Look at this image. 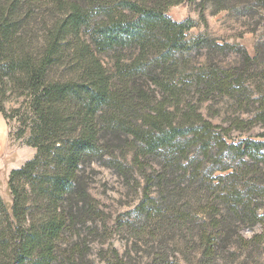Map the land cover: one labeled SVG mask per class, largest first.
<instances>
[{"label":"trees","instance_id":"trees-1","mask_svg":"<svg viewBox=\"0 0 264 264\" xmlns=\"http://www.w3.org/2000/svg\"><path fill=\"white\" fill-rule=\"evenodd\" d=\"M185 1L195 0L0 1V113L9 118L6 102L24 98V112L14 109L25 125L17 134L22 137L29 128V143L37 149L10 172L12 202L0 195V264L58 262L67 235L74 236L91 218L86 168L110 164L124 170L125 148L135 150L139 168L146 170L143 158L163 155L165 168L197 162L195 175L210 160H219L222 171L229 169L212 152L214 141L242 158L261 154L264 141L221 143L217 126L200 111L203 102L218 95L242 94L243 83L235 68L211 59L233 46L204 35L189 39L192 19L168 15L169 7ZM208 2L219 9L232 6L228 0H202ZM256 3L264 7V0ZM36 9L57 15L41 36L32 26L33 19L42 23ZM204 50L208 63L185 72L186 55ZM107 56L111 66L103 60ZM195 149L202 158L193 157ZM226 176H218L221 201L242 220L264 225V215L246 217L238 211L251 205L236 186L221 187ZM149 190L139 208L162 222L166 215ZM215 214L198 231L200 264H222L237 256L235 247L245 250L264 241V230L250 238L234 231L227 209L217 208ZM106 264L127 263L117 252Z\"/></svg>","mask_w":264,"mask_h":264},{"label":"rangeland","instance_id":"rangeland-1","mask_svg":"<svg viewBox=\"0 0 264 264\" xmlns=\"http://www.w3.org/2000/svg\"><path fill=\"white\" fill-rule=\"evenodd\" d=\"M47 3L48 0H43L41 5ZM226 3L232 6L219 9L215 2L185 1L169 7L168 15L177 21L192 19L193 26L187 32L189 39L204 35L220 45L233 46L227 54L215 53L211 59L223 67L236 69L243 83L242 94L218 95L200 105L205 118L217 126V139L234 145L246 140L264 141V7L258 6L256 0H228ZM35 13H39L35 16H39L42 23L40 27L33 19L32 26L41 36L43 27L51 26L57 15L39 9ZM206 52L186 55L188 62L182 69H187L186 72L205 66L209 61ZM103 60L107 66L112 65L110 57ZM58 73L63 75L64 68H59ZM23 101L24 98H10L6 102L10 117L0 113V195L7 203L13 199L9 188L11 170L23 166L37 152L29 143V128L22 137L17 134L25 125L14 109L21 107L24 112ZM215 142L212 152L229 164L226 171L220 169L219 160L206 161L198 175L193 174L197 162L187 167L185 160L184 164L165 168L163 155L143 158L145 170L133 162L135 150L126 148L123 149L125 159L120 158L124 170L110 164L87 167L91 218L74 236L67 235V241L59 250L60 259L54 264H106L115 259L117 252L127 264H200L203 258L198 231L204 221L210 222L217 214V208L227 209L233 215L234 231L248 238L261 233L264 225L247 218L242 220L240 214L235 213L237 210L227 208L221 201L218 176L229 175L221 187L236 186L250 203V207L240 206L238 211L244 212L246 217L254 212L264 215V163L258 164L264 159L261 156L264 148L255 159L242 158L216 146ZM222 150L225 152L219 155ZM197 154L198 149H195L193 157H203ZM145 175H149V181ZM147 186L160 214L166 215L162 222L139 208ZM185 215L188 221L182 218ZM235 250L237 256H229L222 264H264V241L253 243L245 250L236 247Z\"/></svg>","mask_w":264,"mask_h":264}]
</instances>
